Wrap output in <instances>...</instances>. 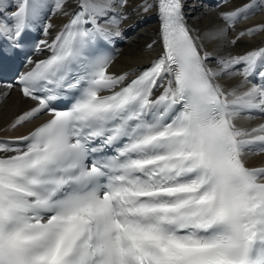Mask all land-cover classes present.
I'll list each match as a JSON object with an SVG mask.
<instances>
[{
	"label": "snow or ice",
	"instance_id": "1",
	"mask_svg": "<svg viewBox=\"0 0 264 264\" xmlns=\"http://www.w3.org/2000/svg\"><path fill=\"white\" fill-rule=\"evenodd\" d=\"M10 6L0 2V59L34 29L45 38L33 54H49L25 55L29 70L0 83V104L13 89L34 102L0 129L31 125L0 139V264H264V163L250 164L264 122L245 126L264 120V45L225 51L264 34L237 30L264 0L203 30L185 0ZM153 9L161 53L110 72L133 15Z\"/></svg>",
	"mask_w": 264,
	"mask_h": 264
},
{
	"label": "bare ground",
	"instance_id": "2",
	"mask_svg": "<svg viewBox=\"0 0 264 264\" xmlns=\"http://www.w3.org/2000/svg\"><path fill=\"white\" fill-rule=\"evenodd\" d=\"M0 2L7 8V11L11 12L15 10L14 6H10L15 4V0H0ZM245 2L247 0H228L223 8H219L217 5L221 3V0H185V12L188 24L203 30L213 23L218 22L216 17L219 11L228 10ZM53 22L59 25L62 20L60 18H53ZM129 24L132 26L126 28V39L117 43L119 54L109 69L110 72L115 74L140 70L162 51L159 42V26L155 9L148 13H141L139 16L133 15ZM257 24H264V9L257 11L250 19L238 24L237 30ZM231 35L233 34L230 33V37ZM44 38L42 34V39ZM48 39H51V37H48ZM153 41H156V43L153 45V48L149 49L147 45ZM261 45H264V34L257 35L251 41L245 39L231 49L226 48L225 51H231L233 54H243L249 49ZM33 104L32 101L24 99L19 95L17 90L13 89L11 97L5 104H0V129L6 127L15 118V115L33 106ZM259 123H262L261 119H254L247 122L245 126L254 127ZM29 128H31V125L10 133L0 131V137H14L26 134ZM262 163H264V156H253L250 159V164L253 166Z\"/></svg>",
	"mask_w": 264,
	"mask_h": 264
}]
</instances>
